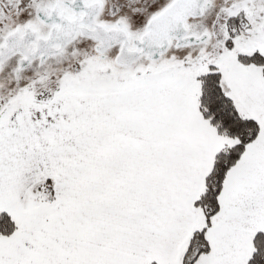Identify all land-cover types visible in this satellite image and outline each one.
I'll list each match as a JSON object with an SVG mask.
<instances>
[{"label":"snow or ice","instance_id":"snow-or-ice-1","mask_svg":"<svg viewBox=\"0 0 264 264\" xmlns=\"http://www.w3.org/2000/svg\"><path fill=\"white\" fill-rule=\"evenodd\" d=\"M0 264H264V0H0Z\"/></svg>","mask_w":264,"mask_h":264}]
</instances>
